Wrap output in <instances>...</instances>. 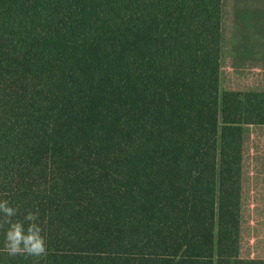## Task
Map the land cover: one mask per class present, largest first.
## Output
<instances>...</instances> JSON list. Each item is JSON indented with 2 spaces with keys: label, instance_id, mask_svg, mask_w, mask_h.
<instances>
[{
  "label": "trees",
  "instance_id": "trees-1",
  "mask_svg": "<svg viewBox=\"0 0 264 264\" xmlns=\"http://www.w3.org/2000/svg\"><path fill=\"white\" fill-rule=\"evenodd\" d=\"M235 14L0 0V199L39 210L40 264H264V74L234 69Z\"/></svg>",
  "mask_w": 264,
  "mask_h": 264
},
{
  "label": "clouds",
  "instance_id": "clouds-1",
  "mask_svg": "<svg viewBox=\"0 0 264 264\" xmlns=\"http://www.w3.org/2000/svg\"><path fill=\"white\" fill-rule=\"evenodd\" d=\"M19 207L0 199V231L4 233L3 250L8 257L31 258L33 264L47 258L48 242L40 222L39 210H27L22 219Z\"/></svg>",
  "mask_w": 264,
  "mask_h": 264
},
{
  "label": "rangeland",
  "instance_id": "rangeland-1",
  "mask_svg": "<svg viewBox=\"0 0 264 264\" xmlns=\"http://www.w3.org/2000/svg\"><path fill=\"white\" fill-rule=\"evenodd\" d=\"M233 3L236 7L234 69L241 72L264 73V63L247 56L250 55L247 52L251 50L259 35L264 34V0H227V9L232 10ZM231 29L228 28L226 31ZM260 38H264V35Z\"/></svg>",
  "mask_w": 264,
  "mask_h": 264
},
{
  "label": "crops",
  "instance_id": "crops-1",
  "mask_svg": "<svg viewBox=\"0 0 264 264\" xmlns=\"http://www.w3.org/2000/svg\"><path fill=\"white\" fill-rule=\"evenodd\" d=\"M260 25V24H259ZM264 34H260L259 36H263ZM258 38L257 41L254 42V45H252L251 50L247 52V56H252L254 59H257L255 61H262L261 63H264V38ZM258 42V44H257ZM235 49H236V42H235ZM235 57V56H234ZM263 72H261L262 74ZM264 74V73H263Z\"/></svg>",
  "mask_w": 264,
  "mask_h": 264
}]
</instances>
